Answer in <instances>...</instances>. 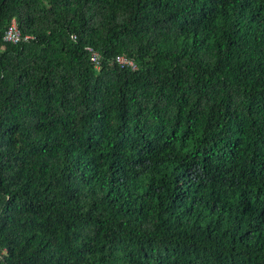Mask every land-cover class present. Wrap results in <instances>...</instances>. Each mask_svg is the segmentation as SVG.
I'll return each instance as SVG.
<instances>
[{
    "label": "trees",
    "instance_id": "16d2710c",
    "mask_svg": "<svg viewBox=\"0 0 264 264\" xmlns=\"http://www.w3.org/2000/svg\"><path fill=\"white\" fill-rule=\"evenodd\" d=\"M0 264H264V0H0Z\"/></svg>",
    "mask_w": 264,
    "mask_h": 264
},
{
    "label": "built area",
    "instance_id": "2783aa9c",
    "mask_svg": "<svg viewBox=\"0 0 264 264\" xmlns=\"http://www.w3.org/2000/svg\"><path fill=\"white\" fill-rule=\"evenodd\" d=\"M30 39H32V37H30V36L23 37L21 35V32L19 31L18 23L15 19L11 22V25L7 29L5 36H4V40L6 42L13 43V44H18L21 41H27ZM87 51L90 54V60L94 64L95 68L99 69L100 55L97 54L96 52H94L92 49H88ZM116 63H118L123 68L126 67V68H129L131 70L136 69L135 64L132 61H130L124 57H118L116 60Z\"/></svg>",
    "mask_w": 264,
    "mask_h": 264
}]
</instances>
